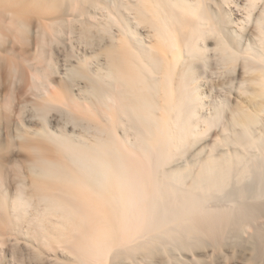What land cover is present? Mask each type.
<instances>
[{
	"label": "bare ground",
	"instance_id": "1",
	"mask_svg": "<svg viewBox=\"0 0 264 264\" xmlns=\"http://www.w3.org/2000/svg\"><path fill=\"white\" fill-rule=\"evenodd\" d=\"M32 12L80 18L92 55L59 83L2 56L24 59L1 44L31 39ZM0 17V80L82 130L18 133L14 189L0 140V259L11 242L28 264H264V0H0Z\"/></svg>",
	"mask_w": 264,
	"mask_h": 264
},
{
	"label": "rangeland",
	"instance_id": "2",
	"mask_svg": "<svg viewBox=\"0 0 264 264\" xmlns=\"http://www.w3.org/2000/svg\"><path fill=\"white\" fill-rule=\"evenodd\" d=\"M34 13V14H33ZM38 13H40V12H32V14L34 15V16H36L35 17V19H34V16H32V14L31 13H29V14H27V15H21V16H19V19H17V21H18V23L19 22H21V24L23 23V24H27L26 26L28 27V29L26 28V30H29L27 33H28V35L30 36V38L31 39H27V43H25V44H23L22 42H21V44H23L22 46L19 44L20 42H17V41H14L12 44H11V42L14 40V39H12V38H10V39H12L11 40V42H9V40L10 39H8V41H7V43H5V41L1 44L2 46H1V49L3 50V49H6V50H10L11 48H12V45H13V47H15L16 49L14 50L15 52H16V50H18V51H21V49H22V51L21 52H23V57H24V59L21 61V56H19V55H21L20 54V52H18L19 53V55H17V54H13L12 56H11V54H9V52H4L3 54H2V56L3 57H8V59L9 58H11V59H18L17 60V66L19 65V63L20 64H22L23 63V66H24V64L25 63H27L26 64V66L28 65V64H30V65H32V64H34L33 66V68H32V71H37V69L35 70V67H39V71H41V69H44V70H46V69H49L50 68V66H52V67H55V69L56 70H58L59 69V71H55V69H53L52 67V69H53V71H52V73H55V75H54V77L52 78V74H51V78H52V80H54V82H56V83H59V80H60V78H64V73H65V71L68 69V68H70L71 66H74V65H77L78 63H79V59L81 60V58L83 57L82 55H84V54H86V58H90L91 57V55H92V52L89 50L88 51V49L87 48H85L84 46H83V43L81 42V43H79V40L80 39H78L79 38V35H81L82 34V32H83V30H82V28H81V26H80V24L78 23H72L71 22V19H73V17L75 16V18L76 19H80L79 18V16H77L75 13H72V12H66L64 15H62V16H60L59 17V15H56L55 13H53V12H42L41 13V16L40 15H35V14H38ZM44 14V15H43ZM40 16V17H39ZM39 17V18H38ZM0 19L2 20V17H0ZM8 20H5V24H8V21H10L9 20V17L7 18ZM14 22H16V19L15 20H13ZM1 22V21H0ZM16 25H17V22L15 23ZM14 24V25H15ZM37 25H38V27H37ZM39 25H41L42 26V28L43 29H45V30H43V31H46L47 33H44L40 28H39ZM25 26V25H24ZM40 26V27H41ZM75 28H74V27ZM17 27V26H16ZM54 27H55V29L56 28H58L56 31H59V38L58 37H56V38H58L57 39V41L55 42L54 41V39L51 41L50 40V35L51 34H54L55 33V31H52L53 29H54ZM37 28H38V30H37ZM72 28H74L73 30H72ZM77 30H79V31H77ZM37 31V32H36ZM41 31V32H40ZM48 31H49V33H48ZM73 31V32H72ZM35 32L36 33H38V34H40V33H42V34H40L41 36H44V34H45V36L41 39V40H39L41 43L40 44H42V42H44V44H46V45H43V47L40 45V44H37L39 41L38 40H36L35 41V38L34 37H38V38H41V36L39 37V36H37V34L34 36V34H35ZM53 32V33H52ZM44 33V34H43ZM72 33V34H71ZM73 33H74V35H73ZM55 34H57V32L55 33ZM78 34V35H77ZM28 36V37H29ZM58 36V35H57ZM78 36V38L76 39V37ZM74 37H75V40H74ZM53 38V37H52ZM37 39V38H36ZM6 40V39H5ZM30 40V41H29ZM33 40V41H32ZM71 40H72V42H71ZM78 40V41H77ZM28 41L30 42V43H28ZM38 41V42H37ZM52 43H51V42ZM75 41H76V43H75ZM37 42V43H36ZM77 42H78V44H77ZM55 43H57L56 45H55ZM61 43V44H60ZM73 45V46H71V44ZM7 44V45H6ZM14 44H16V45H14ZM20 45V47H19V45ZM54 44V45H53ZM58 44H60L58 47H55V46H57ZM80 44H82V46L80 45ZM11 45V46H10ZM28 45V46H27ZM31 45V46H30ZM38 45H40V46H38ZM63 45H65V46H63ZM67 45V46H66ZM69 46H71L74 50H72V49H70L71 47H69ZM76 46V47H75ZM18 47V48H17ZM41 47V48H40ZM98 47L99 46H96L95 47V49L97 48L98 49ZM24 48V49H23ZM52 48V49H51ZM26 49V50H25ZM59 49H61V50H59ZM66 49V50H65ZM82 49H84L85 51H84V53H83V51H82ZM70 50V51H69ZM80 50V51H79ZM87 50V51H86ZM25 51V52H24ZM60 51V52H59ZM62 51V52H61ZM65 51H69L68 53L71 55L70 57H69V55H67V56H65V53L67 54V52H65ZM71 51H72V54H71ZM98 51V50H97ZM53 52H54V54H53ZM65 52V53H64ZM57 54V55H56ZM64 54V55H63ZM18 56V58H16L17 56ZM54 55V58L52 57ZM11 56V57H10ZM56 56V57H55ZM88 56H90V57H88ZM3 57H1L2 59L1 60H3L2 61V63L5 61V58H3ZM19 57L21 58V59H19ZM37 58H39L40 60H38L37 61V63H35L36 62V60H37ZM53 59V60H52ZM55 59H57L58 61H56ZM20 61V62H19ZM26 61V62H25ZM16 62V61H15ZM55 62H58V64L57 63H54ZM36 64V65H35ZM38 64V65H37ZM51 64V65H50ZM42 65V66H41ZM44 66V67H43ZM60 67V68H57V67ZM21 67V69L22 70H25V69H23V67L22 66H19V68ZM25 67V66H24ZM31 67V66H30ZM29 68V67H28ZM41 68V69H40ZM34 69V70H33ZM21 70V71H22ZM43 71V70H42ZM60 72V73H59ZM13 73V72H12ZM11 74V73H10ZM23 74V73H22ZM13 75V74H12ZM19 75V74H18ZM14 76V75H13ZM17 81V80H16ZM15 81V83H16V85H13V84H15V83H13V84H11V85H13V87H11V85H8V82L9 81H5V79H1L0 80V106H2V107H0V113H1V115L3 114V118L1 119V121L2 122H4V123H2L1 121H0V140H2L3 141V144L4 145H10L11 147H9L6 151H5V153L7 154V165L8 166H5V168H4V172H5V170L8 172V170H9V173H8V175H7V173L5 172V174L10 178H8L7 179V181H9V187H10V185H11V189H14L15 187H16V185H15V183H17V182H15L14 183V181H18V183L23 179V174L20 176L19 175V171L18 170H23L24 169V167L27 165L26 163H24L23 162V160H25V159H23V158H26L27 157V153H25L24 154V152H26V151H21L20 149H19V145H20V141H19V134L18 133H22V135L23 134H25V133H29V135H33L32 133H35L36 132V130H38V128L39 129H41V127H43L44 125L46 126V124H48V126L47 127H49L50 128V131L51 132H53V133H60L63 129V131H65V130H68V134H70V133H75L74 135H79V133H82V130H81V128L79 129V127H78V129H77V126H79V125H76V124H73V123H67V124H69L68 126L66 125V122L64 123V121H63V116H64V118H65V112L64 111H62V110H58V111H62L60 114H59V112L58 111H56V110H53V109H55V108H51L50 106H52V105H50L49 107H48V109H49V111L48 110H42V109H38L37 107H36V109H38V110H40V112H38V113H36L35 114V116H34V113H35V111H37V110H35L34 111V109L33 108H35L34 106L35 105H38L36 102H40L41 103V99L44 97V95H43V93H40V92H42L43 90L42 89H40L39 87V89L37 88V91H35V89H32V92H34V93H32L31 91H26V92H24V89H30V88H25V86H23L24 85V82L23 81H17V82H19V83H21V84H17V82ZM7 82V83H6ZM22 82H23V84H22ZM84 84V82L83 81H80L79 82V84L78 85H82V84ZM10 84V83H9ZM60 84H57V86L58 87H60L59 86ZM15 86H16V88H15ZM83 86V85H82ZM24 87V88H23ZM61 88V87H60ZM12 89H13V91H12ZM22 89V90H21ZM75 89H77L76 87H75ZM74 89V91L76 92V90ZM42 90V91H41ZM61 90V89H60ZM40 91V92H39ZM62 91V90H61ZM15 92V93H14ZM38 92V93H37ZM37 93V94H36ZM40 93V94H39ZM15 94V95H14ZM34 94V95H33ZM22 95V96H21ZM23 95H25V96H23ZM41 95V96H40ZM9 96H11V100H13L12 101V103H11V100H10V98H9ZM28 96V97H27ZM35 96V97H34ZM8 97V98H7ZM16 97V98H15ZM18 97V98H17ZM24 97V98H23ZM6 98H7V100H6ZM10 100V102H9V100ZM17 99V100H16ZM24 100H26V101H24ZM6 101V102H5ZM16 101V102H15ZM4 102L5 103H11L10 104V106H9V104L7 105V106H9L8 108H9V110H11V111H7V110H5L4 108H6V109H8L7 108V106H4ZM3 105H2V104ZM20 103H22V105L20 104ZM24 103V104H23ZM18 104V105H17ZM26 104V105H25ZM12 105H14V106H12ZM16 105V106H15ZM12 106V108H10ZM23 106H26V107H23ZM19 107H23V109L24 108H26V109H24L25 111H23L21 108H19ZM28 107H29V109H28ZM2 108V109H1ZM19 108V109H18ZM32 108V109H31ZM50 108L52 109V110H50ZM28 110V111H27ZM30 110H32V111H30ZM41 110L43 111V113L44 114H47V116H43L42 115V117H45V120L44 121H46V119H47V121H46V123L44 124V122H43V120L41 119V118H37V117H39V115L38 114H40L41 113ZM3 111H5V112H3ZM24 113H23V112ZM45 111H47V112H45ZM54 111V112H53ZM9 112H11V113H9ZM17 113V114H15V113ZM20 112H22V113H20ZM26 112H27V114H26ZM34 112V113H33ZM8 113V114H7ZM12 113H13V116H15V117H10V115L12 116ZM20 113V114H19ZM51 113V114H50ZM23 114V115H22ZM25 114V115H24ZM42 114V113H41ZM50 114V115H49ZM63 114V115H62ZM5 115V116H4ZM8 117H7V116ZM31 115V116H30ZM38 115V116H37ZM61 115V116H60ZM16 116H17V118H16ZM21 116V117H20ZM37 116V117H36ZM1 117V116H0ZM19 117V118H18ZM23 117V118H22ZM31 117V118H30ZM41 117V116H40ZM61 117V118H60ZM5 118V119H4ZM7 118V119H6ZM8 118H9V120H8ZM37 118V119H36ZM60 118V119H59ZM67 118V117H66ZM64 119V120H66L67 121V119ZM4 120V121H3ZM15 120V121H14ZM17 120L19 121V122H17ZM63 122H62V121ZM6 121H7V123H6ZM11 121V122H10ZM50 121V122H49ZM11 124H10V123ZM14 124H13V123ZM21 122V123H20ZM48 122V123H47ZM2 123V124H1ZM8 124V125H7ZM58 124V125H57ZM64 126H63V125ZM21 125V126H20ZM76 125V126H75ZM4 126H6V127H4ZM73 126H75V127H73ZM9 127V128H8ZM62 127V128H61ZM66 127V128H65ZM7 128H8V130H7ZM58 128V129H57ZM61 128V129H60ZM19 129H22V130H19ZM61 131H60V130ZM75 132H74V131ZM62 131V132H63ZM61 132V133H62ZM77 132V133H76ZM72 133V134H73ZM72 134H70V135H72ZM21 135V134H20ZM26 135V134H25ZM58 135V134H57ZM2 137V138H1ZM18 137V138H17ZM2 141H1V143H2ZM9 141L10 142H12V144L10 143V144H8L9 143ZM14 141V142H13ZM8 142V143H7ZM6 143V144H5ZM16 145H17V147H16ZM14 148H16L15 150H14ZM21 148V147H20ZM8 150H9V153H8ZM18 153V154H17ZM21 153H23V155L21 154ZM22 156H24V157H22ZM14 158V159H13ZM16 158V159H15ZM23 159V160H22ZM18 161H20V164H19V162ZM8 162H9V164H8ZM14 162V163H13ZM18 162V163H17ZM23 162V163H22ZM25 164V165H24ZM11 165V166H10ZM16 165H18V167H19V169H18V167H15ZM20 165H22L21 167V169H20ZM24 165V166H23ZM7 167H9V168H7ZM13 167V168H12ZM14 168H16V169H14ZM18 169V170H17ZM13 170H17L18 171V178L20 177L21 178V180L19 181V180H17L16 178V171H14V172H16V173H14L13 172ZM11 171V172H10ZM14 173V175H15V179L16 180H14L13 181V179L14 178H12V174ZM7 176H5V178L7 177ZM17 183V184H18ZM11 242H9V243H7L2 249H3V251L5 250V252H6V254L4 253H2L1 255H4L3 256V258L2 259H0V264H12L13 262L10 260V255L8 254V253H10V251H11V254H13L14 253V255L16 256V258L17 259H21V260H23L24 259V261H23V263H25L26 264V262H27V264H28V261H30L31 259H30V256H28V253H27V250H26V252H25V248H24V245L23 244H18V246H15L14 247V244H11ZM12 245H13V247H12ZM23 247H22V246ZM9 246V247H8ZM20 246V247H19ZM7 247V248H6ZM11 247H12V249L14 250V252H13V250L11 249ZM22 247V248H21ZM1 248V247H0ZM15 248V249H14ZM20 249V250H18V249ZM6 249H8V250H6ZM10 250V251H9ZM24 250V251H23ZM21 251V252H20ZM19 254H17V253ZM20 252V253H19ZM25 253H26V255H25ZM22 254H23V256H24V258L23 257H21L22 256ZM18 255V256H17ZM6 256V257H5ZM20 256V257H19ZM27 257V260H26V257ZM0 257H2V256H0ZM10 257V258H9ZM19 257V258H18ZM243 257H245V256H238L237 257V254H236V256H235V258H234V264H242L241 262L243 261ZM8 258V259H7ZM241 258V259H240ZM3 259H6V260H4V261H2V263H1V260H3ZM221 260V262L219 261V262H217V264H225V263H227V262H224L223 260H222V258H220ZM26 260V261H25ZM232 260H230L229 262H228V264H232V263H230ZM237 260H239V261H237ZM31 261H33V260H31ZM223 261V262H222ZM232 261V262H233ZM238 262V263H236V262ZM30 264H34L33 262H29ZM14 264V263H13Z\"/></svg>",
	"mask_w": 264,
	"mask_h": 264
}]
</instances>
